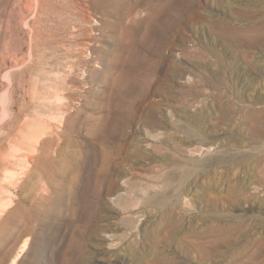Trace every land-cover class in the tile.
<instances>
[{
    "label": "rangeland",
    "instance_id": "1",
    "mask_svg": "<svg viewBox=\"0 0 264 264\" xmlns=\"http://www.w3.org/2000/svg\"><path fill=\"white\" fill-rule=\"evenodd\" d=\"M263 3L0 0V264H237L264 238ZM208 229L239 233L189 252Z\"/></svg>",
    "mask_w": 264,
    "mask_h": 264
},
{
    "label": "bare ground",
    "instance_id": "2",
    "mask_svg": "<svg viewBox=\"0 0 264 264\" xmlns=\"http://www.w3.org/2000/svg\"><path fill=\"white\" fill-rule=\"evenodd\" d=\"M259 2H264V0H258V3ZM260 23L257 24L255 29H261L262 23L261 24ZM234 37H237V36L234 35ZM234 37L225 36L224 35L223 38H224V41L226 43H230L232 45L233 44L236 45V44H238L239 41L237 40V38L235 39ZM258 37H259V39H257V37H255L256 39L251 40L250 43L253 44V45L259 44L261 42V38L262 37H260V35ZM245 43H246V41H245ZM239 44H240V42H239ZM248 44H249V42H248ZM242 45H243V43H242ZM259 100H258L257 104H264V99H259ZM261 113L264 115V109H262L261 111H253L252 110V114H254V115H260ZM169 226H170V228L174 227L172 224H170ZM211 229H213V228H211ZM211 229L205 230L202 233H196V232L193 233V232H191V234L185 239L186 243H187L186 247L189 250V252H191L193 250L200 249L199 251H200V253H202L203 250L207 249V247H209L211 244H216V242L219 241V240L229 244L228 241L231 240V235L233 236V235H235L238 232V231L234 232L232 229H230V230H221L220 232L216 231V230L213 231ZM229 238H230V240H229ZM247 238H248L247 244L244 246L243 252L239 256L236 257L237 259L234 260L235 262H237V264H242L246 260H255V259H257L258 258L259 248L262 245H264V238L263 237H255V236L251 237V236H248ZM180 249L184 250L183 251L184 253L187 252V250L183 249L182 247H180ZM180 249H179V251H181Z\"/></svg>",
    "mask_w": 264,
    "mask_h": 264
}]
</instances>
